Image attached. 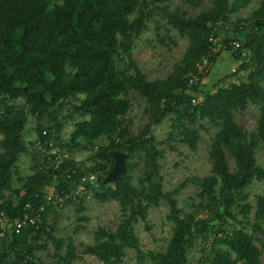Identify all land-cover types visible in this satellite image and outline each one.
Here are the masks:
<instances>
[{"label": "trees", "instance_id": "1", "mask_svg": "<svg viewBox=\"0 0 264 264\" xmlns=\"http://www.w3.org/2000/svg\"><path fill=\"white\" fill-rule=\"evenodd\" d=\"M158 1L0 0V214L11 225L9 230L0 222V264H44L38 250L48 248L50 242L56 264H74L83 255H92L101 264H121L128 249L138 253V264H191L186 250L203 230V240L210 245L201 250L197 264H263L255 240L264 247V193L256 198L252 230L245 224L253 208L246 188L264 180V166L257 161V148L264 141V103L253 132L235 120L234 111L264 102V0L248 16L236 18L232 15L251 0H211V6L196 15L160 7ZM156 15L167 19L189 45L165 77L150 79L135 60L133 46ZM220 31L227 36L221 38ZM212 38L227 45L239 66L231 76L211 77L209 83L206 77L211 76L212 66L201 70L199 64L209 58L216 65L222 51H213ZM122 62L131 73L121 68ZM192 76L198 80L192 83ZM134 95L146 101L148 114L137 134L124 123ZM29 115L39 119L31 147L24 136ZM167 117L172 123L166 140L185 143L193 151L198 150L201 129L208 131L204 122L218 130L209 152L210 174L187 177L164 191L159 173L165 150L158 148L151 130ZM66 121L74 122V128L64 141ZM63 142L64 151L51 152ZM96 142L90 164L78 162L74 154ZM44 150L42 164L35 160L29 173L19 176L21 155L31 152L36 157ZM116 151L127 154L126 171L118 181L106 182ZM58 156L63 161L57 165ZM137 168L142 174L135 182ZM90 172L105 173L93 193L100 201H117L122 217L115 229L98 227L94 243L79 249L73 237L65 243L54 234L57 214L51 221L49 216L59 205L39 206L45 203L47 185L58 188L53 194L70 192L73 180ZM188 184L198 188L197 211L208 215L197 228L196 212L185 214L177 198ZM162 201L171 223L167 246L144 251L135 226L143 221L150 229V209ZM75 203L84 207L82 198ZM27 212L36 223L16 232L13 221Z\"/></svg>", "mask_w": 264, "mask_h": 264}, {"label": "rangeland", "instance_id": "2", "mask_svg": "<svg viewBox=\"0 0 264 264\" xmlns=\"http://www.w3.org/2000/svg\"><path fill=\"white\" fill-rule=\"evenodd\" d=\"M260 1L261 0H251L247 7L242 8L238 13L233 14V18H236L237 16H248L258 7ZM195 2L197 1L159 0L158 5L160 7L167 6L170 10L176 8L185 9L189 11L191 15H196L212 4L211 0H201L197 4H195ZM158 24L160 25L159 28H157ZM148 26V29L135 39L133 56L150 79L163 78L172 70L174 63L183 57L189 45V41L187 38L181 37L177 30L171 28L167 23V19L161 15H156L155 19L150 20ZM245 32L246 31H242L240 35L242 36ZM226 35L225 32L220 31L221 38ZM233 35L234 33L231 34V36ZM234 58L232 52L228 50L221 52L217 58L218 61L220 60V63L217 62L215 66L213 65L211 67V72H215L214 70H217L216 67H218V73H213L212 75L210 72L211 76L206 77V82L211 83L208 81V78L211 77L223 80L226 76H231L234 69L239 66V62ZM121 68L128 73L132 72L125 62L121 63ZM233 79L223 82L224 85L229 84ZM203 89L206 90L207 87H204ZM134 96L135 101L133 103V108L128 117L124 120V123L129 124L131 133L137 134L143 129V126L148 121V114L144 112L146 101L140 99L137 95ZM263 103L264 102L262 101L259 104H250L245 111H234L235 120L243 126L245 131L253 132L257 128ZM67 104H72V102H68ZM67 110L68 109H64V113L67 112ZM38 121L39 119H37V117L29 115L27 123L28 129L24 134L29 145L37 138L36 128ZM171 123V117H167L159 123H154L151 130L152 135L155 136L158 148L165 150V157L160 159L161 167L159 173L164 191L172 190L187 177L206 176L210 174L212 164L209 152L213 142V136L218 130L217 127L211 125L209 122H204L208 131L201 129L198 150L193 151L185 143L180 141L169 143L166 140L168 132L171 130ZM199 125L200 123H198V126ZM73 128L74 122L66 121L61 134L62 140L66 141L69 139ZM1 138L2 135H0V140ZM102 142L105 143L106 141L103 140ZM63 143L55 145V147L51 149V152L64 151L62 148L65 143ZM98 144L99 142H96L95 146L90 147L88 150L76 152L74 154L76 160L80 163L84 162L90 164L91 159L95 154V150H97L95 147H97ZM1 151L2 149L0 147V152ZM46 152L47 151L44 150L43 153H36V157H33L31 152L21 155L18 162L19 176H26L35 160L42 164V156ZM257 161L260 165L264 166V141H261L257 148ZM141 174V168H137L133 172V175L136 178L135 182H137V177ZM19 185L20 182L15 180L14 186L18 187ZM47 190L48 194H50L57 191L58 188L54 186V184L47 185ZM93 192L94 190H90L88 193L80 197L84 200V207L82 209H80L79 205L75 203V201H79L80 198H73L67 200L63 205H59L56 212L49 216V220L51 221L54 218V215L57 214L58 222L54 234L57 237L63 238L65 243H67L69 237H73L79 249L82 248V244L94 243L95 232L98 227L104 226L109 229H115L122 217L121 206L117 201H100L95 197ZM197 192V186L188 184L186 188L177 195L179 205L184 209L185 214L196 212L197 218H199L195 226L196 228L201 224L202 218L208 216L206 212H202L201 210L197 211L196 204L199 202ZM246 192L249 195L247 201L252 204L253 208L251 209L249 220L245 225L247 226V229L251 231V223L254 221L256 198L259 194L264 193V180H255L251 186L246 188ZM7 196H10V192H7ZM68 202L74 203L66 204ZM167 212L168 206L165 201H162L160 206L150 209L147 219L150 229L147 228L146 223L143 221H139L136 224L135 228L141 239L142 250L159 251L166 248L171 233V223L166 220ZM1 226L9 230L11 227V225H7L6 222H3ZM204 234L205 230L201 231L199 238L195 239L192 246L186 250L188 261L191 264L198 263L199 259L202 257L201 250L205 246L206 248H209L210 244H206L203 240ZM254 234L256 237H260L259 233ZM211 235L212 237L214 236L213 233ZM255 243L262 249V263L264 264V247L257 239L255 240ZM53 253L54 246L51 242L48 244V248L38 250V254L41 256L44 264H56V259L52 256ZM74 264H101V262L92 255H83L78 258ZM121 264H138V253L133 249H128ZM145 264L152 263L146 261Z\"/></svg>", "mask_w": 264, "mask_h": 264}, {"label": "built area", "instance_id": "3", "mask_svg": "<svg viewBox=\"0 0 264 264\" xmlns=\"http://www.w3.org/2000/svg\"><path fill=\"white\" fill-rule=\"evenodd\" d=\"M214 45L213 47V51L217 52V51H225L227 50V45L218 42L217 38H212ZM235 46H239L240 42L236 41L234 43ZM206 65H211L213 66L212 62H210L209 58L204 60L203 64H199V68L201 70L204 69V67ZM198 80L197 76H192L191 78V82H196ZM193 103H196L197 100L194 98ZM60 158V159H59ZM57 165L59 163H61V161H63V158L61 157H57ZM105 173H97V172H90L87 175H83L81 176L79 179L77 178V180H73V182L71 183L73 185V189L70 192H58L57 194H46L44 201L45 203H42L40 207V209L44 208V205H49V204H56V205H63L67 200L69 199H73L76 198L78 196H82L86 193H88L90 190L93 191L95 188H99L101 187V178L104 177ZM101 177V178H100ZM26 208H28L27 210L31 209V204L27 203L26 204ZM0 222H7V216H5L3 213L0 214ZM34 224L36 223V218L34 216H32L29 212L25 213L23 215V217H19L16 218L12 225L15 229L16 232H19L21 230L22 227H24L27 224Z\"/></svg>", "mask_w": 264, "mask_h": 264}, {"label": "water", "instance_id": "4", "mask_svg": "<svg viewBox=\"0 0 264 264\" xmlns=\"http://www.w3.org/2000/svg\"><path fill=\"white\" fill-rule=\"evenodd\" d=\"M126 158L127 154L121 151L115 152V164L106 177L105 181H118L122 174L126 171Z\"/></svg>", "mask_w": 264, "mask_h": 264}, {"label": "crops", "instance_id": "5", "mask_svg": "<svg viewBox=\"0 0 264 264\" xmlns=\"http://www.w3.org/2000/svg\"><path fill=\"white\" fill-rule=\"evenodd\" d=\"M228 35H229V34H228ZM226 36H227V35H226ZM226 36H224V37H226ZM244 36H245V33H243L242 37H244ZM229 57H230V56H229ZM217 62L220 63V60H219V61L217 60ZM217 65H218V64H217ZM216 69H217V70H214L215 72H213V71L211 72L212 75H213V73H215V74L218 73V67H216ZM211 74H210V75H211ZM208 79H209V78H208ZM204 86H206V84H204Z\"/></svg>", "mask_w": 264, "mask_h": 264}]
</instances>
